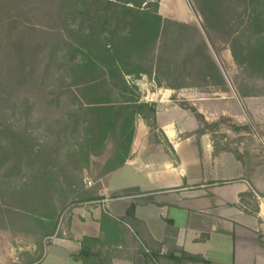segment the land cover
<instances>
[{
	"label": "trees",
	"instance_id": "1",
	"mask_svg": "<svg viewBox=\"0 0 264 264\" xmlns=\"http://www.w3.org/2000/svg\"><path fill=\"white\" fill-rule=\"evenodd\" d=\"M235 1L204 0L201 3L205 7H202L198 0H194L193 10L196 12L198 9L203 19L201 34L198 28L187 22L163 19L157 14L156 0H58L55 8L47 7L41 14L42 21H36L38 16L34 11H39L46 0H0V228H10L11 224L23 227L28 233L31 230L28 225L33 223L38 229L40 243L42 238L55 232L59 215L64 209L83 201L101 199V195H93L94 192L91 196L80 195L84 187L82 169L89 158L100 154L105 141L112 143L113 150L103 171L105 175L127 159L136 117H141L151 131L156 129L154 103L139 100L138 94H135L137 86L124 77L132 72L135 76V72L149 75L157 69V65L155 68L151 65L153 57L150 54L156 39L164 47L162 58L156 63L166 62L168 73L175 77L167 85L174 88L187 85L180 78L188 73L204 85H212L211 79L220 82L218 68L202 38L204 35L209 39L208 29L214 23L221 34H227L224 40L232 42L239 35H244L248 43L258 45L262 41L260 46L264 50V25L256 23L257 15L264 18V0H241L243 3L239 11L234 8ZM151 5L153 10L149 12ZM48 20L54 22L55 27L45 25L48 29H41L44 25L41 23ZM161 20H166L165 24ZM242 20L248 21V26L238 27ZM33 21L40 28L33 27ZM128 27L133 29L129 31ZM74 29L79 43L77 47L71 45L74 51L66 59L76 65V69L67 68L64 76V65L55 60L54 43H49L51 49L46 60L38 58L46 45L39 34L60 40L61 44L66 42L70 47L65 40L70 38ZM12 34L17 40L10 44V49L6 46V39ZM136 58L144 62L132 67L128 61ZM52 64L56 66L55 70H51ZM126 66L135 69L127 70ZM91 86L107 92L114 86L123 91H134V96L121 98L108 95L110 97L104 99L95 95ZM65 99L69 102L66 103ZM35 101L44 103V108L39 110L44 112L39 113L40 119L45 115L53 117L55 110L62 109L68 120L63 116L53 123L43 124L39 118H33L31 108L37 104ZM19 105L24 108L14 110ZM179 106L190 110L201 123L197 135L222 123L235 130L242 128L241 124L229 122L224 117L207 123L193 106ZM17 114L22 116L18 118ZM30 121H33V126L40 123L41 133H30L27 127ZM64 134L67 139L74 137V140L65 139ZM40 137L44 140L39 141ZM33 162L27 176L23 171ZM31 180H35V186L40 185V188L53 182L64 189L62 192L66 197L57 201L50 193V187L42 193L39 188H33L32 191L37 192L31 194L28 185ZM85 193L90 194L91 190ZM34 205L36 210L31 208ZM100 219L103 227H108L110 238L114 237L116 226L125 230L121 223L104 213ZM123 219L132 225V205ZM105 236L84 237L81 249L73 257L83 264H109V259L116 253L104 247L110 244L104 240ZM138 236L142 239V235ZM143 240L149 248H140L139 251L145 258V264H210L202 257L176 247L168 237L162 242L148 237ZM163 245L166 249L159 253Z\"/></svg>",
	"mask_w": 264,
	"mask_h": 264
},
{
	"label": "crops",
	"instance_id": "2",
	"mask_svg": "<svg viewBox=\"0 0 264 264\" xmlns=\"http://www.w3.org/2000/svg\"><path fill=\"white\" fill-rule=\"evenodd\" d=\"M155 72L139 73L131 83L139 100L154 103L156 129L136 117L129 155L102 177L101 199L71 208L64 223L38 244L0 239V264H83L73 257L82 239L106 233L110 244L104 247L116 253L109 264H145L139 252L149 249L145 237L157 242L168 237L210 264H264V133L219 124L197 135L201 125L175 97L194 106L207 123L224 117L242 125L248 118L237 94L229 84V91L195 97V87L161 84ZM131 205L132 225L123 219ZM103 213L125 230L116 226L108 237Z\"/></svg>",
	"mask_w": 264,
	"mask_h": 264
},
{
	"label": "rangeland",
	"instance_id": "3",
	"mask_svg": "<svg viewBox=\"0 0 264 264\" xmlns=\"http://www.w3.org/2000/svg\"><path fill=\"white\" fill-rule=\"evenodd\" d=\"M202 1L204 0H200V2L198 0L199 6L201 4L202 7H205L204 4L201 3ZM256 1H259V0H256ZM57 3H58V0H46V2L41 7H39V11L38 10L34 11L35 15L38 16V19L36 21L38 20L42 21L40 20L41 14L46 11L45 9L47 7L55 8L57 6ZM156 3H157V11L161 12L160 16L162 15L161 17L163 19H166L168 21L169 20L171 21L179 20V21L187 22L188 24L198 28L201 34L203 33V29H202L203 19L199 14L200 12L198 11V9L196 10V12L193 10V7L195 5L194 0H180V5L182 6V8L179 7V0H156ZM242 3L243 2L241 0L235 1L234 8H237V10L239 11L240 5ZM152 8H153V5L149 7L148 11L151 12V10H153ZM151 18L153 22L156 23L155 18L154 17H151ZM166 20H161V23L165 24ZM36 21L31 22L33 23L32 26L35 28H40L39 25L36 24L37 23ZM247 22L248 21H245V20H242L241 22L239 21L238 27H241L242 25L248 26ZM256 23L257 25H261V24L264 25V18H262L260 15H257ZM41 24H44L41 27V29H45V30L48 29L47 26L45 25H49V26L55 25L54 22L51 23L49 22V20L48 22L43 21ZM171 28L172 27L168 29H171ZM209 28H210L208 29L209 39H207V37H205L204 35H202L203 36L202 38L204 39L207 45L211 58L213 59L215 65L218 68V71L220 73V79H219L220 82L218 83L216 79H211L212 85L211 84L204 85L203 83H200V81L197 78H195L193 75L189 73L185 77L180 78V79L181 80L184 79L187 82V85L195 87L196 90L192 91L195 97L200 96L199 93H202V95H205L207 92H210V90L212 91L217 90L218 92L229 91L230 90L229 86L231 85V87L233 88L232 90H234V92L239 97V101L244 107L246 114H247V118H248V122L242 124V128L238 130H243V129L252 130L253 132L258 133V134L264 133V50H262V46H260L262 41L258 45H254L253 43L252 44L248 43V39H246V36L239 35L236 41H234L233 39L231 42V40L229 41V39L228 41L224 40L226 39L225 37H227L226 36L227 34H221V32L218 30V25L216 23L212 24L211 27L209 26ZM132 29L133 27H128L129 31H131ZM39 35L46 42V45L43 47V49H41V51L38 54L39 59L45 58L46 60V56L50 53L49 49H51L49 46V43L52 42L55 44L54 55L56 58L55 59L56 63L61 62V64L64 65L63 67L64 70L62 74L65 76L64 73L67 72L68 70L67 68L76 69V65H73L71 62H67V59H66V57L69 56L70 53L74 51L73 47H77V44L79 43V40H78L79 38L77 36L78 34L76 32V29H74V33L70 35V38L65 40L70 44V47L66 45L67 44L66 42L64 44H61L60 40L56 41V40H53L52 37L48 38L46 34H39ZM165 36H167V34H165ZM16 40L17 38H15L13 34L11 36L9 35L8 39H6L7 48L12 49L10 44L11 45L14 44ZM156 41L157 42L151 48V52H150L151 56L153 57L151 65L153 66V68H155L157 65V69H156V72L154 73V77L157 78L159 83L167 84L169 82H172L175 79V77L166 73L167 64L165 61L163 62L159 61V64L156 63L158 59L161 60L162 58L161 55L163 53L162 49L164 48L162 47L161 44H158V39H156ZM180 47L182 49L183 45H181ZM231 47H233L234 54H233V51L232 52L230 51ZM128 62L130 63V65H132V67H136V66H140L141 62H144V60L136 58V59H130ZM51 66H52L51 70L56 69V66H54V64H52ZM162 68H166V69L162 70L161 72V70L159 69H162ZM126 69L133 70L135 68L128 67ZM135 74L138 75V72L137 73L135 72ZM136 76L134 75V72L124 75L125 79L130 83L132 80L134 83V81L136 80L134 78H136ZM66 82H69L68 78H66ZM71 83L74 84L75 82H71ZM57 84L58 83H55V85ZM55 87L56 86H54V88ZM111 87H112L111 88L112 90L107 92L101 89L97 90L91 86V89H92L91 91L95 92V95H97L98 97H102V98L104 97L107 98L108 95L117 96L121 98H128V97L134 96V91L132 92L123 91V90L117 89V87L116 88L114 86H111ZM135 94H138V97H140L141 93L138 88H137V91H135ZM175 99L177 100V103L179 105L192 106L188 102L182 100L180 96L178 98L175 97ZM65 102L68 103L69 99H65ZM34 103H37L36 105H34V107L31 108V110L33 111L34 117H33V114L31 115L29 114V115L30 117L40 119L39 113H44V112H39V110L44 108V103H42L41 101L39 102L35 101ZM40 105L43 107H39ZM26 107L27 106L25 105V110L28 111V108ZM23 108H24L23 105L22 106L19 105L14 110H22ZM1 110L2 109L0 107V112ZM55 111H56L55 112L56 114H52L53 117L48 116V115L41 117L40 120L42 121V123L50 124V123L57 121L58 118H62L64 116L62 109H57ZM17 115H18V118L22 116L19 114ZM64 118L67 119L65 116ZM196 120L199 122L197 118ZM24 124H26V122H24ZM199 125H201L200 122H199ZM27 127L30 129V130L28 129L30 133H32V131L41 133L40 130L42 128H41L40 123L38 126L36 125L33 126V121H30ZM227 127L231 128L228 125ZM64 138L67 139L66 134H64ZM38 140L39 141L44 140V137H40ZM67 140L73 141L74 137L72 139L68 138ZM256 140L257 139H255V141ZM104 144H105L104 147L99 152L100 154L98 156L90 157L88 164L82 169V174H83L82 182L84 184V187L87 188L85 189L83 187V190L81 191L82 194H80L82 196H91L92 192H94L93 195L94 194L100 195L101 179L104 176L103 171L106 169V161L113 150V145L110 141H105ZM36 155H38V153ZM244 162H245L244 167H248L249 160H244ZM33 164L34 162L31 163V166L25 167L23 173L24 174L27 173L26 175L28 176L30 172V168L33 166ZM28 185L30 186L29 191L31 192V194H33L34 192H37V191H32L34 190L33 188H39L42 193L44 192L45 189L47 190L50 187V193L54 195L57 201L61 200L62 197L64 198L66 197V194L62 192V190L64 189L59 187L53 182H48L45 185H42L40 188V185L35 186L36 185L35 180H31L28 183ZM86 190H91V193L90 194L85 193ZM91 202H94V201H91ZM83 203H88V202L83 201L79 204H83ZM76 206H73V207H76ZM31 208L32 209L35 208L34 210H36V205L32 206ZM71 208L64 209L63 212L60 213L58 221H57V225L59 221H61V224L64 223L62 221L66 219L65 217L71 211ZM9 226H11L10 227L11 229L8 227L0 228V239L2 241H7V242L12 243L14 242V240H16L18 242L27 243V244L29 242L30 243L32 242L34 244L38 243V236H39L38 231H37L38 229L35 225L33 226V223L28 225V228L31 229L28 233L25 231L26 229H24L23 227H14L11 224ZM181 264H189V263H181Z\"/></svg>",
	"mask_w": 264,
	"mask_h": 264
}]
</instances>
